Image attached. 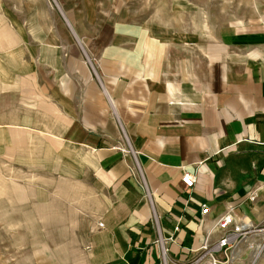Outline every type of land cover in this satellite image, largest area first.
I'll return each instance as SVG.
<instances>
[{"label":"crops","instance_id":"0c3cea01","mask_svg":"<svg viewBox=\"0 0 264 264\" xmlns=\"http://www.w3.org/2000/svg\"><path fill=\"white\" fill-rule=\"evenodd\" d=\"M110 1L108 11L89 2L82 27L41 25L37 13L36 25L12 27L3 124L35 138L25 145L42 149L36 162L95 195L91 264H158V235L182 264L228 208L235 223L264 225V5L222 22L215 8L211 22L179 1L176 23L129 19ZM263 236L250 234L231 264Z\"/></svg>","mask_w":264,"mask_h":264},{"label":"rangeland","instance_id":"374dc122","mask_svg":"<svg viewBox=\"0 0 264 264\" xmlns=\"http://www.w3.org/2000/svg\"><path fill=\"white\" fill-rule=\"evenodd\" d=\"M91 1L0 0V54L4 42L15 37L12 27L36 25V13L43 15L41 25L54 20L59 26H67L68 20L71 25L85 26L83 16L90 10ZM113 1L129 19L160 12L176 23L177 12L169 8L178 6L179 1H187L190 8L201 7L211 22L215 8L222 22L250 15L264 5V0ZM93 4L97 10L113 9L110 0ZM4 100L0 95V111L4 110ZM8 118L10 115L0 113V264H91L86 242L96 219L95 195L83 183L57 177L48 166L36 162L35 151L42 149L26 147L27 142L37 145L35 138L23 128L6 127L3 122ZM260 240L250 239L253 248H241L244 252L235 254L236 264L253 260V264H264V250L254 259Z\"/></svg>","mask_w":264,"mask_h":264},{"label":"built area","instance_id":"2783aa9c","mask_svg":"<svg viewBox=\"0 0 264 264\" xmlns=\"http://www.w3.org/2000/svg\"><path fill=\"white\" fill-rule=\"evenodd\" d=\"M181 180L187 187H191L194 183V178L189 173H184ZM200 211L202 218H204L207 213L206 205L202 204L200 206ZM156 227L158 228L157 223ZM257 228L258 227L235 223L233 210L232 208H228L212 221V226L206 233L197 252H195L193 256L186 258L182 264H230V260L234 257V250H236L242 242H245L250 234L254 235L258 231H264V227ZM214 229L220 231L219 237L215 241L211 239V233ZM170 239L171 237L164 238L158 235V238L155 240L159 246L158 264H172L169 258V249L166 246V242ZM248 246L253 248L250 243ZM256 246L259 252H256L254 259L264 250V236ZM253 261L250 264H253Z\"/></svg>","mask_w":264,"mask_h":264},{"label":"bare ground","instance_id":"6f19581e","mask_svg":"<svg viewBox=\"0 0 264 264\" xmlns=\"http://www.w3.org/2000/svg\"><path fill=\"white\" fill-rule=\"evenodd\" d=\"M258 252H259V251H258ZM258 252H257V253H258Z\"/></svg>","mask_w":264,"mask_h":264}]
</instances>
